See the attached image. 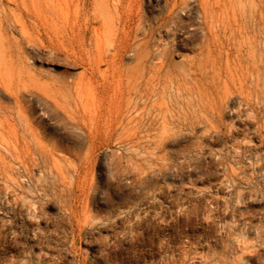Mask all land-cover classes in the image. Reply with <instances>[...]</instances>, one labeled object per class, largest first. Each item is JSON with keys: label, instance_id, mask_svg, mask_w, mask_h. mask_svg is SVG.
<instances>
[{"label": "rangeland", "instance_id": "rangeland-1", "mask_svg": "<svg viewBox=\"0 0 264 264\" xmlns=\"http://www.w3.org/2000/svg\"><path fill=\"white\" fill-rule=\"evenodd\" d=\"M139 3L160 98L116 0H0V264H264V0Z\"/></svg>", "mask_w": 264, "mask_h": 264}, {"label": "bare ground", "instance_id": "bare-ground-1", "mask_svg": "<svg viewBox=\"0 0 264 264\" xmlns=\"http://www.w3.org/2000/svg\"><path fill=\"white\" fill-rule=\"evenodd\" d=\"M110 0H103V4H105L106 7H108ZM118 3V6L126 8V23L134 21L138 23L137 26V32L135 33V38L137 41V38L139 35H141V43L137 44L136 46H133L132 43H130L131 38L126 37L123 44V49L125 51H135V55H138V63L141 65V73H140V91L144 90V95H147L150 97L151 95H157L158 98H160V86L162 84V69L163 65L162 62L156 61L155 63L148 64V61L152 55V42H151V36L152 33L157 29V27H150L147 30L143 29V24L146 22V19L143 17V15L140 12L141 4L139 3V0H116ZM184 1V0H183ZM81 2L86 6L87 2H91V4H95L96 0H81ZM200 6L202 9H205L207 6L208 0H198ZM128 3V4H127ZM125 4V5H124ZM178 5V1H175L172 6L176 7ZM129 7H132L131 10H128ZM207 31L210 35V38L208 40V48H210L209 52L216 53V55L220 56L222 53H224L226 48L231 47V41L233 40V35H244L248 34L249 32H256L255 26H251L250 24H238L236 25V28L234 29L233 25L228 24H216V23H206ZM234 31L231 35L227 36L228 31ZM152 32V33H151ZM133 38V37H132ZM148 38V39H147ZM235 43V41L233 42ZM237 45V46H236ZM213 47V49H212ZM240 45L235 44V49L237 52L240 50ZM157 51L162 53L161 49H159V42L155 46ZM248 49H252L249 48ZM157 55V59L162 57V55ZM159 56V57H158ZM193 63V61L191 62ZM65 78V75L63 76ZM63 78V79H64ZM80 86L79 78H72L71 83L67 88L69 89V93H72V95H76L78 93ZM142 96V94L140 95ZM20 101V98L17 99ZM76 104L77 97L75 96ZM158 103V102H157Z\"/></svg>", "mask_w": 264, "mask_h": 264}]
</instances>
